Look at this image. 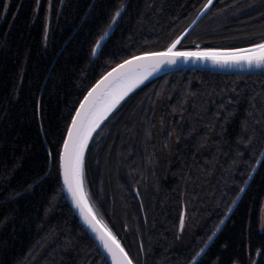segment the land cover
<instances>
[{
  "label": "trees",
  "instance_id": "16d2710c",
  "mask_svg": "<svg viewBox=\"0 0 264 264\" xmlns=\"http://www.w3.org/2000/svg\"><path fill=\"white\" fill-rule=\"evenodd\" d=\"M206 2L0 0V264H108L63 193L66 128L98 78L168 47ZM262 35L264 0H215L179 47ZM263 149L264 71L178 70L139 87L96 134L85 187L135 264H189ZM263 204L264 159L196 264H264Z\"/></svg>",
  "mask_w": 264,
  "mask_h": 264
},
{
  "label": "snow or ice",
  "instance_id": "6c2138e0",
  "mask_svg": "<svg viewBox=\"0 0 264 264\" xmlns=\"http://www.w3.org/2000/svg\"><path fill=\"white\" fill-rule=\"evenodd\" d=\"M213 0H207L203 6L208 8ZM5 9L7 5L4 6ZM124 5H120L112 17L113 23L121 15ZM111 24L109 28H111ZM108 36L104 32L96 41L92 49L93 55L97 48L102 47V42ZM180 38L173 40L162 52H143L141 55H133L130 59L112 68L110 72L102 76L84 96L75 115L71 117V123L66 128V136L62 143V151L59 152V166L62 169L64 187L70 193L73 202L79 209L81 216L87 225L96 233L103 247L109 253L113 264H134L132 257L121 245L110 228L98 218L85 188V150L93 132L101 126L116 105L160 65L164 63H176L180 58H210L217 63H240L246 62L249 66H264V35L259 43H252L243 49H215L205 48L197 50H176ZM247 125H245V131ZM248 142H251L249 137ZM261 163V161H257ZM255 171V168H253ZM251 179V175H249ZM247 180L244 181L247 184ZM245 189L241 187L240 192ZM236 203L235 200L232 201ZM231 211V208L229 209ZM183 223V221H181ZM222 223V222H221ZM215 235V233H213ZM212 237L210 236L209 239ZM204 249L196 253L199 256ZM251 261V257H249ZM255 264V261H251Z\"/></svg>",
  "mask_w": 264,
  "mask_h": 264
},
{
  "label": "water",
  "instance_id": "95a60500",
  "mask_svg": "<svg viewBox=\"0 0 264 264\" xmlns=\"http://www.w3.org/2000/svg\"><path fill=\"white\" fill-rule=\"evenodd\" d=\"M215 0H213L212 5L214 4ZM207 3V2H206ZM205 3V4H206ZM212 5H209L208 8H202L200 10V12L197 14V16L192 20V22L181 32V34L179 36H177L174 40H176L177 38H180V43L176 45V50H197V49H205V48H215V47H202L201 45H197L193 48H180V44L183 42V40L190 34V32L195 28V26L200 22V20L208 13V11L210 10V8L212 7ZM110 33L108 34V36L106 37L105 41L102 42V46L103 44L107 41L108 37H109ZM171 44V43H170ZM169 44V45H170ZM168 45V46H169ZM248 46H243V47H236V48H215V49H243V48H247ZM102 47L97 48V52L95 55H98L100 50ZM167 48V47H166ZM165 48V49H166ZM165 49H161V50H157V51H150V52H162ZM137 54V55H141ZM131 57L127 58L130 59ZM123 62V61H122ZM120 62V63H122ZM119 64V63H118ZM116 67V65L114 66ZM112 67V68H114ZM111 69H109L106 73H104L102 76L106 75L108 72H110ZM185 69H189V70H205V71H211V72H218V73H237V74H246V73H254V72H261L264 71V66H256V65H251L249 66L246 62H240V63H217L214 62L212 59L210 58H180L176 61V63H164L162 65H160L155 71L152 72L151 75H149L146 79H144L141 83L137 84L135 88H133L117 105L116 107L110 112L108 113V115L106 116V118L101 122V126L99 128L96 129L95 132H93L92 134V138L89 140L88 143V148L85 150V161H86V156H87V152L88 149L94 139V137L96 136V134L101 130V128L106 124V122L109 120V118L114 114V112L121 106V104L133 93L135 92L139 87H141L142 85H144L145 83H147L148 81L169 74L171 72L174 71H178V70H185ZM101 76V77H102ZM98 78V80L101 79ZM96 81V82H97ZM96 82L92 85L94 86L96 84ZM92 86L87 90V92L84 94L87 95L88 91L92 88ZM84 96L82 97V99L80 100L83 101ZM80 102L77 105L73 116L75 115L76 110L79 108L80 106ZM72 116V117H73ZM71 123V121H70ZM70 125V124H69ZM66 136V135H65ZM62 151V147L61 150ZM264 159V149L259 157V159L257 161H263ZM261 163H257L255 164L254 168L255 171H251L250 175H251V179H247V184H244L243 188L245 189L243 192H240L239 195L237 196V198L235 199L236 203L232 204L231 206V211H228L227 214L224 216V218L222 219V223L220 222V224L218 225V227L216 228V230L214 231L215 235H211V239H208V241L205 243V245L202 247L204 249V252H202L199 256H195L193 258V260L189 263V264H196L199 259L203 256V254L205 253V251L208 249V247L211 245V243L213 242V240L216 238V236L218 235V233L221 231L222 227L224 226V224L227 222V220L229 219L230 215L233 213L234 209L236 208V206L238 205L239 201L241 200L242 196L244 195L245 191L247 190L250 182L252 181L253 177L255 176L259 166L261 165ZM59 174H60V181H61V185H62V189H63V193L64 196L68 202V204L70 205L71 209L73 210L74 214L76 215L79 223L81 224V226L86 230V232L90 235V237L94 240V242L97 244V246L99 247L100 251L102 252V254L104 255V257L106 258L108 264H113V261L109 255V253L107 252V250L103 247L101 241L97 238L96 233L87 225V223L84 221L83 217L80 214L79 209L76 207L75 203L73 202V199L70 195V193L67 191V189L64 187V180H63V174H62V169L59 166ZM86 188V187H85ZM87 191V190H86ZM89 196V195H88ZM90 203L92 204L91 200ZM93 205V204H92ZM94 207V206H93ZM95 210V208H94ZM96 212V210H95ZM97 213V212H96ZM98 218L102 221V223L106 224L108 226V228L111 229V231L113 232V234L116 236V238L120 241L121 245L125 248L124 244L122 243V241L119 239L118 235L115 233V231L112 229V227L102 218L97 214ZM125 250L127 251V249L125 248ZM128 252V251H127ZM130 255V254H129ZM135 264V263H134Z\"/></svg>",
  "mask_w": 264,
  "mask_h": 264
},
{
  "label": "rangeland",
  "instance_id": "374dc122",
  "mask_svg": "<svg viewBox=\"0 0 264 264\" xmlns=\"http://www.w3.org/2000/svg\"><path fill=\"white\" fill-rule=\"evenodd\" d=\"M112 24H114V23H112ZM260 229L262 232H264V204H263L262 212H261ZM235 264H238V263H235Z\"/></svg>",
  "mask_w": 264,
  "mask_h": 264
}]
</instances>
